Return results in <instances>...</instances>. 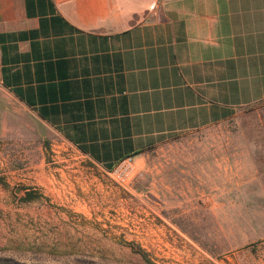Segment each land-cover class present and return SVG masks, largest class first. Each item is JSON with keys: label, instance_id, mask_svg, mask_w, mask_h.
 <instances>
[{"label": "crops", "instance_id": "1", "mask_svg": "<svg viewBox=\"0 0 264 264\" xmlns=\"http://www.w3.org/2000/svg\"><path fill=\"white\" fill-rule=\"evenodd\" d=\"M0 51V116L23 109L105 171L182 144L222 157L264 101V0H0Z\"/></svg>", "mask_w": 264, "mask_h": 264}, {"label": "rangeland", "instance_id": "2", "mask_svg": "<svg viewBox=\"0 0 264 264\" xmlns=\"http://www.w3.org/2000/svg\"><path fill=\"white\" fill-rule=\"evenodd\" d=\"M11 106L16 117L0 116V264H264V134L236 132L264 126V101L228 121V156L156 150L123 181Z\"/></svg>", "mask_w": 264, "mask_h": 264}, {"label": "built area", "instance_id": "3", "mask_svg": "<svg viewBox=\"0 0 264 264\" xmlns=\"http://www.w3.org/2000/svg\"><path fill=\"white\" fill-rule=\"evenodd\" d=\"M1 73H2V53L0 51V83H1ZM132 169H133L132 159L126 158L115 166L111 174H113V176L118 180L123 181L131 173Z\"/></svg>", "mask_w": 264, "mask_h": 264}]
</instances>
